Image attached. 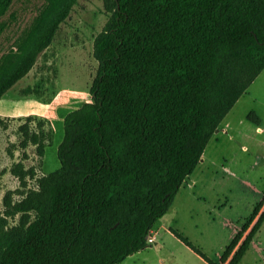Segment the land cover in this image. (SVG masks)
I'll return each instance as SVG.
<instances>
[{
    "label": "trees",
    "instance_id": "obj_1",
    "mask_svg": "<svg viewBox=\"0 0 264 264\" xmlns=\"http://www.w3.org/2000/svg\"><path fill=\"white\" fill-rule=\"evenodd\" d=\"M104 1L110 17L94 39L92 100L65 116L61 166L34 187L23 173L19 199L6 193L0 264H115L148 247L208 143L264 70V0ZM77 2L63 0L47 22L42 14L18 43L19 56L10 65V55L0 59V100L33 69ZM11 3L0 0V17ZM248 118L262 122L255 111ZM21 130V146L33 142L43 155L44 129L26 122ZM263 204L264 197L222 261L252 225L227 264L244 257L264 223Z\"/></svg>",
    "mask_w": 264,
    "mask_h": 264
},
{
    "label": "rangeland",
    "instance_id": "obj_2",
    "mask_svg": "<svg viewBox=\"0 0 264 264\" xmlns=\"http://www.w3.org/2000/svg\"><path fill=\"white\" fill-rule=\"evenodd\" d=\"M62 2L12 0L0 17V59L10 55V65L21 53L18 43L32 33L37 19L45 14L47 22ZM109 17L104 0H78L33 69L0 100V213L8 191L14 192L15 199L21 198L23 173L29 171L25 181L34 187L37 177L61 166L58 147L64 137V119L68 112L92 100L91 86L99 68L93 54L94 39ZM232 109L208 143L205 161L203 156L170 209V225L218 261L264 197V130L248 118L255 111L264 127V70ZM229 119L243 131L233 130ZM26 122L32 130L42 127L47 133L43 155L33 142L21 146V126ZM263 210L264 204L259 213ZM18 221L19 216L11 218L12 224ZM170 225L153 231L157 242L115 264H210L169 230ZM251 226L244 229L228 260ZM238 264H264V223Z\"/></svg>",
    "mask_w": 264,
    "mask_h": 264
},
{
    "label": "crops",
    "instance_id": "obj_3",
    "mask_svg": "<svg viewBox=\"0 0 264 264\" xmlns=\"http://www.w3.org/2000/svg\"><path fill=\"white\" fill-rule=\"evenodd\" d=\"M233 110V109H232ZM232 110L228 113V115L226 116V118H228L229 116H230V114H231V112H232ZM225 118V119H226ZM263 124V119H262V122H261V124H257V125H259L258 127H260V128H262V130H264L263 128L264 127H262L261 125ZM228 125H232V128H233V130H235V131H237L238 133H241V130L243 131V129H242V127L241 126H239L238 124H236V122L234 121V120H232V119H229L228 120ZM245 148H248L247 146H245ZM204 156V158L202 159L203 161H205V155H203ZM193 182H195V181H193ZM172 208V207H171ZM170 223H171V217H170V210L161 218V222H160V226H162V227H164V226H167V225H170ZM171 225L170 226H168L167 228L169 229V230H171ZM172 231V230H171ZM173 232V231H172ZM174 233V232H173ZM154 237H155V234H154ZM154 242H157L156 241V237H155V241ZM234 254V253H233ZM207 255V254H206ZM208 256V255H207ZM233 256V255H232ZM210 257V256H209ZM230 256H228V258H229ZM210 258H212V257H210ZM222 254H221V256H220V260L218 261V260H216V259H213L214 261H216L217 263H219L220 264V262H222V263H225V262H227V260L226 261H222ZM231 259V258H230ZM230 260H228V262H229ZM164 262V261H163ZM227 262V263H228ZM210 263V262H209ZM211 264V263H210Z\"/></svg>",
    "mask_w": 264,
    "mask_h": 264
},
{
    "label": "built area",
    "instance_id": "obj_4",
    "mask_svg": "<svg viewBox=\"0 0 264 264\" xmlns=\"http://www.w3.org/2000/svg\"><path fill=\"white\" fill-rule=\"evenodd\" d=\"M92 96H93V94L90 93V98H92ZM90 100H91V99H90ZM149 240H150V242H154V241H155V237H154V236H151V237L149 238Z\"/></svg>",
    "mask_w": 264,
    "mask_h": 264
},
{
    "label": "water",
    "instance_id": "obj_5",
    "mask_svg": "<svg viewBox=\"0 0 264 264\" xmlns=\"http://www.w3.org/2000/svg\"><path fill=\"white\" fill-rule=\"evenodd\" d=\"M191 179V177H190V175H188L187 177H186V180H190ZM192 181V180H191Z\"/></svg>",
    "mask_w": 264,
    "mask_h": 264
}]
</instances>
